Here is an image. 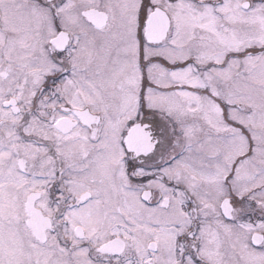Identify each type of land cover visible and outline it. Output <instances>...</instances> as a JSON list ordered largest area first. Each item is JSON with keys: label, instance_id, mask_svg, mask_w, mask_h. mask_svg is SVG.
Here are the masks:
<instances>
[{"label": "snow or ice", "instance_id": "snow-or-ice-1", "mask_svg": "<svg viewBox=\"0 0 264 264\" xmlns=\"http://www.w3.org/2000/svg\"><path fill=\"white\" fill-rule=\"evenodd\" d=\"M0 264H264V0H0Z\"/></svg>", "mask_w": 264, "mask_h": 264}]
</instances>
